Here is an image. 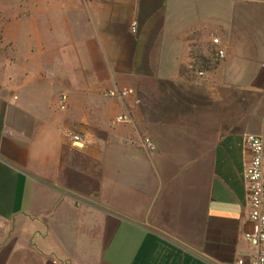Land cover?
Instances as JSON below:
<instances>
[{
  "label": "crops",
  "instance_id": "obj_1",
  "mask_svg": "<svg viewBox=\"0 0 264 264\" xmlns=\"http://www.w3.org/2000/svg\"><path fill=\"white\" fill-rule=\"evenodd\" d=\"M263 130L264 0H0V264L250 263Z\"/></svg>",
  "mask_w": 264,
  "mask_h": 264
},
{
  "label": "built area",
  "instance_id": "obj_2",
  "mask_svg": "<svg viewBox=\"0 0 264 264\" xmlns=\"http://www.w3.org/2000/svg\"><path fill=\"white\" fill-rule=\"evenodd\" d=\"M138 24L135 22L131 26V32L137 33ZM215 45L220 44V40L215 38L213 40ZM217 56L220 59L225 57V51L219 50ZM194 69V66L192 67ZM199 76H203L204 72L198 71ZM129 93V92H128ZM108 97H118L117 91L106 94ZM68 106V96L61 97V109L66 110ZM129 118L121 115L117 118V122H129ZM65 134L72 141L76 147H83L87 138L85 135L67 131ZM128 145H135L134 140H128ZM142 146L154 151L156 146L150 138H145L142 141ZM246 146L250 152V162L245 170V181L247 184L249 219L253 225L251 232L245 235L246 240L256 248V255L254 259L247 263L241 259L237 264H264V130L259 135H248L246 137Z\"/></svg>",
  "mask_w": 264,
  "mask_h": 264
}]
</instances>
